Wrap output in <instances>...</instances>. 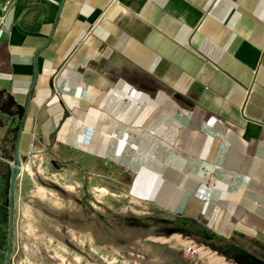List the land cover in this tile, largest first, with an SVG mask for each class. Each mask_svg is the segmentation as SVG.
I'll return each mask as SVG.
<instances>
[{
  "label": "crops",
  "instance_id": "0c3cea01",
  "mask_svg": "<svg viewBox=\"0 0 264 264\" xmlns=\"http://www.w3.org/2000/svg\"><path fill=\"white\" fill-rule=\"evenodd\" d=\"M1 19L16 192L39 161L68 169L64 192L88 178L264 264V0H0Z\"/></svg>",
  "mask_w": 264,
  "mask_h": 264
},
{
  "label": "rangeland",
  "instance_id": "374dc122",
  "mask_svg": "<svg viewBox=\"0 0 264 264\" xmlns=\"http://www.w3.org/2000/svg\"><path fill=\"white\" fill-rule=\"evenodd\" d=\"M5 102L0 95V103ZM17 123V117L0 111L1 157L11 147ZM7 165L0 160V264H7L9 249ZM47 165L41 167L40 161L37 162L27 172L21 193L14 192L9 264H208L193 252L180 248L179 240L223 257L181 234L174 233L181 238L172 237L169 234L172 225L167 222L173 219L170 215L149 210L127 198L105 202L92 190L93 180H77V185H71V192H64L58 183L75 178L72 179L68 169ZM42 170L45 172L40 175ZM52 198L58 204H52ZM231 254L228 253V260L223 257L228 264H233Z\"/></svg>",
  "mask_w": 264,
  "mask_h": 264
},
{
  "label": "trees",
  "instance_id": "16d2710c",
  "mask_svg": "<svg viewBox=\"0 0 264 264\" xmlns=\"http://www.w3.org/2000/svg\"><path fill=\"white\" fill-rule=\"evenodd\" d=\"M1 97H4L6 99V102L1 104L0 103V111L3 114H7L13 117L19 118V124L14 128V137L12 139V154H10L11 161L14 160V154L16 150V145L18 141V135L20 131V124L24 118L25 109L21 106H19L13 97L8 95L5 91L0 90ZM9 181H8V190H10V180H11V174L12 169L9 167ZM9 202V201H8ZM10 206V202H9ZM169 224L172 225V230L169 232V234L178 233L181 234L185 238H191L195 240L198 243L205 244L206 246H209V248L213 251H216L219 255L225 257L227 260L230 259L227 251L222 250L221 248L215 247L212 243L208 241V238L205 232L199 231V226L192 220H184L179 217H173L172 220L167 221ZM201 235L202 238H201Z\"/></svg>",
  "mask_w": 264,
  "mask_h": 264
},
{
  "label": "water",
  "instance_id": "95a60500",
  "mask_svg": "<svg viewBox=\"0 0 264 264\" xmlns=\"http://www.w3.org/2000/svg\"><path fill=\"white\" fill-rule=\"evenodd\" d=\"M20 134L21 130L19 131L18 141L16 145V150L14 154V160L12 162V174L10 180V194H9V252L7 257V264L10 263L11 259V242L13 239V227H14V192L16 188V181L19 178L20 174L22 173V160L19 152V143H20Z\"/></svg>",
  "mask_w": 264,
  "mask_h": 264
},
{
  "label": "bare ground",
  "instance_id": "6f19581e",
  "mask_svg": "<svg viewBox=\"0 0 264 264\" xmlns=\"http://www.w3.org/2000/svg\"><path fill=\"white\" fill-rule=\"evenodd\" d=\"M179 247L183 248L186 252H193L196 254L198 257H200L202 260H206L208 264H228L225 262V260L216 255H211L209 251H205L204 249H197L193 247V245L189 242L185 241H178Z\"/></svg>",
  "mask_w": 264,
  "mask_h": 264
},
{
  "label": "built area",
  "instance_id": "2783aa9c",
  "mask_svg": "<svg viewBox=\"0 0 264 264\" xmlns=\"http://www.w3.org/2000/svg\"><path fill=\"white\" fill-rule=\"evenodd\" d=\"M3 27V19L0 20V30L2 29Z\"/></svg>",
  "mask_w": 264,
  "mask_h": 264
},
{
  "label": "flooded vegetation",
  "instance_id": "af4514ba",
  "mask_svg": "<svg viewBox=\"0 0 264 264\" xmlns=\"http://www.w3.org/2000/svg\"><path fill=\"white\" fill-rule=\"evenodd\" d=\"M12 247V246H11ZM8 252H9V249H8Z\"/></svg>",
  "mask_w": 264,
  "mask_h": 264
}]
</instances>
